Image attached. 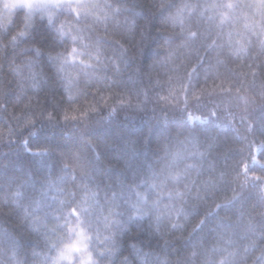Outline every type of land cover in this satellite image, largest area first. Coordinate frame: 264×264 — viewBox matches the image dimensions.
<instances>
[{
	"label": "clouds",
	"instance_id": "clouds-1",
	"mask_svg": "<svg viewBox=\"0 0 264 264\" xmlns=\"http://www.w3.org/2000/svg\"><path fill=\"white\" fill-rule=\"evenodd\" d=\"M0 264H264V0H0Z\"/></svg>",
	"mask_w": 264,
	"mask_h": 264
}]
</instances>
